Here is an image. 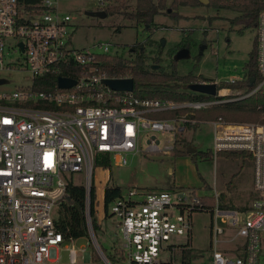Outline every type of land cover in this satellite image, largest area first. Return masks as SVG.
Returning a JSON list of instances; mask_svg holds the SVG:
<instances>
[{"label": "built area", "instance_id": "2783aa9c", "mask_svg": "<svg viewBox=\"0 0 264 264\" xmlns=\"http://www.w3.org/2000/svg\"><path fill=\"white\" fill-rule=\"evenodd\" d=\"M108 3L97 0V11ZM59 4L60 0H0V79L7 84L9 75L24 72L29 80L0 91V264H264V122L221 117L209 121L213 160L224 151L247 154L242 161L250 164L251 205H228L215 184L211 204L183 190L131 188L107 205L103 194L102 214L117 218L121 243L109 253L102 250L90 213L97 159L107 155L112 166L121 167L138 153H171L187 125L197 122L191 115L217 105L225 94L184 100L112 89L105 79L128 77L110 75L101 65L99 57L107 55L111 44L97 43L102 53L73 47L71 15ZM254 30L257 77L247 72L241 80L224 81H248L239 100L264 95V9ZM45 76L71 78L73 84L61 88L56 80L54 90L34 89L35 80ZM163 112L174 115L153 116ZM73 174L83 175L86 236L94 252L82 249L78 259L70 247L69 260L61 262L58 249L74 238H66L55 220ZM97 208L94 199V217ZM172 208L178 214L171 216ZM197 211L212 215L211 252L205 262L200 260L204 255L192 253L190 246L169 244L173 234L187 233L190 242L191 216ZM218 220L229 223L233 232L227 233ZM165 250L170 251V260L161 258Z\"/></svg>", "mask_w": 264, "mask_h": 264}, {"label": "rangeland", "instance_id": "374dc122", "mask_svg": "<svg viewBox=\"0 0 264 264\" xmlns=\"http://www.w3.org/2000/svg\"><path fill=\"white\" fill-rule=\"evenodd\" d=\"M116 10L104 18L86 15V11H97V0H60V8L71 15V44L77 49L95 50L102 53L95 47L97 43H110L107 55H116L132 60L135 56L133 46L142 45L146 50V64L148 69L170 71L172 60L178 49V44L184 35L189 37L190 57L176 60L174 63L178 75L192 74L199 76L200 80L216 79L224 82L231 78L241 80L247 73L246 64L249 61V53L254 47L255 30L243 28L240 24H232L230 19L238 15L237 10L218 9L208 7L207 4L180 6L178 13L181 17L171 18L166 13H159L154 17V27L151 30L143 25H134L126 18L135 0H110ZM104 11V10H103ZM149 31H152L150 33ZM148 35L150 38L148 39ZM206 44L201 47L200 44ZM202 53L199 54V50ZM157 59V62L154 61ZM154 65H158L154 68ZM27 74L13 73L8 76L9 82L0 85L1 90H12L19 85L28 83ZM225 89V90H221ZM245 92L243 87L230 88L221 87L218 94L224 93L220 103L245 101L239 100ZM199 96L206 94L198 93ZM196 119V118H195ZM225 119V118H224ZM232 122H252L237 121ZM196 123L187 125L183 137L190 140L192 147L196 148L195 155H175L172 151L168 154L161 153H138L130 158L126 166H111L109 169L94 167L93 186L95 188V199L97 200L98 212L95 215L97 228L95 237L105 253L112 251L114 246L121 243L117 218L105 217L102 214L103 192L107 183L120 187L122 193L131 188L145 191L183 190L194 192L198 196L211 193L205 188V184L212 185L214 173V160L209 156H202L201 153L208 152L212 145V127L204 120L196 119ZM181 135V136H182ZM146 145L145 140L141 146ZM163 139H160V146ZM191 147V148H192ZM237 159V160H236ZM231 159L218 156L216 161V183L223 186V181L231 180L229 187V199L240 206H250L251 201L245 190L250 189L249 177L251 175L249 162H243L242 157ZM242 161V162H241ZM169 167L171 171H168ZM240 175L239 178L236 176ZM82 174H73L75 184H82ZM244 179L242 184H239ZM240 187L244 188L240 191ZM226 201V194H223ZM171 216L178 214L177 210L169 209ZM192 229L191 239L189 235L173 234L169 244L176 247L190 246L192 253L204 255L201 262H205L211 252V222L212 215L209 211L193 212L191 216ZM217 224L226 228L227 233L233 229L229 223ZM73 247L80 259L82 249L94 252V246L88 236H81L63 243L58 249V259L61 262L69 260V248ZM170 251L161 253L163 260H170ZM176 260H179V251L175 252Z\"/></svg>", "mask_w": 264, "mask_h": 264}, {"label": "trees", "instance_id": "16d2710c", "mask_svg": "<svg viewBox=\"0 0 264 264\" xmlns=\"http://www.w3.org/2000/svg\"><path fill=\"white\" fill-rule=\"evenodd\" d=\"M201 5L198 0H135L132 10L126 13V18L134 25H143L144 28L151 30L154 27V17L159 13H166L173 19L181 17L178 13L180 6ZM208 7L218 9L237 10L238 15L231 18L232 24H240L243 28H253L256 24L257 15L260 10L264 9V0H209ZM116 6L111 3L105 7L104 11L107 15L112 14L116 10ZM152 33V31H149ZM150 36L148 35V39ZM190 40L188 36H184L178 44V47H189ZM135 56L132 60L116 55H101L99 57L101 65L107 69L110 75H122L133 79V92L138 97L149 98H170V99H193L203 97L210 99L212 96H199L196 92L189 89L191 84L200 80L199 76L190 74L178 75L172 60V69L164 71L162 69L151 70L146 64V50L142 45H136L132 48ZM157 62V59H154ZM248 74L257 77L256 69V51L255 45L249 53V61L246 64ZM71 75L68 73L61 74ZM45 80L46 83L40 82ZM57 76H45L36 79L33 85L37 90H54L56 89ZM248 81H239L236 83H217V89L221 87H246ZM259 106V108H258ZM174 115L172 112L157 113L155 117H170ZM192 118L198 120L211 121L218 117L237 120V121H259L264 122V95L247 98L245 101L228 102L219 106L208 107L198 110L191 115ZM190 126V124H188ZM192 143L189 139L180 136L174 144L172 152L175 155L190 154ZM195 155V153H191ZM202 156L212 158V152L201 153ZM225 158L236 159L242 157L244 159L247 154L240 151H224L220 152ZM97 166L104 169L111 168L109 156L102 155L97 159ZM122 193L120 187L106 184L104 188V203L107 205L112 199ZM95 199V188L93 183L90 187L91 202V223L95 231L97 228L96 219L93 216V201ZM57 227L65 234L66 238H78L87 235L86 219H85V188L81 184H73L69 182L66 186L65 195L57 208V218L55 220Z\"/></svg>", "mask_w": 264, "mask_h": 264}, {"label": "water", "instance_id": "95a60500", "mask_svg": "<svg viewBox=\"0 0 264 264\" xmlns=\"http://www.w3.org/2000/svg\"><path fill=\"white\" fill-rule=\"evenodd\" d=\"M201 4H207L209 0H198ZM86 15L89 16H96L100 18L106 17L107 13L105 11H86ZM190 57V49L188 47H182L175 52L174 60H180L183 58ZM158 65H154L153 67L156 68ZM7 80L0 79V84L6 83ZM105 83L114 90L118 91H132L134 89V82L132 78H121V79H105ZM254 81V77H250L249 82L250 86ZM58 87H69L73 84V79L59 77L57 79ZM189 89L192 92H198L206 94L207 96H215L218 93L217 84L216 82H195L189 86ZM196 151L195 147L189 149L190 153H194Z\"/></svg>", "mask_w": 264, "mask_h": 264}, {"label": "crops", "instance_id": "0c3cea01", "mask_svg": "<svg viewBox=\"0 0 264 264\" xmlns=\"http://www.w3.org/2000/svg\"><path fill=\"white\" fill-rule=\"evenodd\" d=\"M208 4V3H207ZM185 36V35H184ZM182 48V47H181ZM180 48L178 47V49L177 50H179ZM204 80L206 81V82H218L216 79H214V80H210V79H207V78H204ZM217 84V83H216ZM219 90V89H218ZM214 106H218V104L217 105H213V106H211V107H214ZM207 123H209V121H206ZM210 124V123H209ZM191 125H193V124H191ZM210 152H211V150H210ZM213 158V157H212ZM237 160V159H236ZM217 161V160H216ZM216 161H214V173H213V179H212V185H210V184H205L206 186H205V188L207 189V190H209L210 191V193H211V189H212V187H213V185L215 184V186L218 188H220L223 192H224V194H226V202H227V204L228 205H230V206H232V207H236V206H240V205H238V204H234L232 201L233 200H230L229 199V187H230V184H228L229 185V187H228V185L227 184H225L224 185V183H223V186H219L217 183H216ZM105 170V169H104ZM168 171H171V168L169 167V169H168ZM251 171V170H250ZM240 177V175H238V176H236V178H239ZM249 182L248 183H250L249 184V186H250V189H247V190H245L244 188H242V187H240V191H242L243 189L245 190V192L246 193H248V196L251 198V175H250V177H249ZM223 182H225V183H227V182H230L231 183V180L228 178V180H224ZM239 182V184H242L243 182H244V179L242 180V182L240 183V180L238 181ZM103 194H104V192H103ZM200 197H202V199L206 202V203H208V204H211V197H210V195L209 196H207V195H203V196H200Z\"/></svg>", "mask_w": 264, "mask_h": 264}, {"label": "flooded vegetation", "instance_id": "af4514ba", "mask_svg": "<svg viewBox=\"0 0 264 264\" xmlns=\"http://www.w3.org/2000/svg\"><path fill=\"white\" fill-rule=\"evenodd\" d=\"M200 45H201L200 48L201 47H204V48L206 47V44H204L203 41H202V43ZM201 53H202V49L199 50V54H201Z\"/></svg>", "mask_w": 264, "mask_h": 264}]
</instances>
